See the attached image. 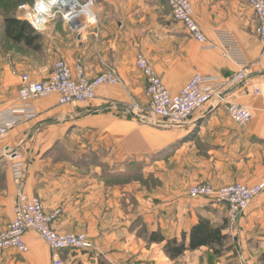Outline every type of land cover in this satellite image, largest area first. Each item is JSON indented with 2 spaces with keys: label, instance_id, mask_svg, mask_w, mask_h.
Wrapping results in <instances>:
<instances>
[{
  "label": "crops",
  "instance_id": "0c3cea01",
  "mask_svg": "<svg viewBox=\"0 0 264 264\" xmlns=\"http://www.w3.org/2000/svg\"><path fill=\"white\" fill-rule=\"evenodd\" d=\"M97 1L93 7L96 22L92 25L81 22L72 31L62 20L48 19L41 32L40 50L26 47L28 53L22 57L25 59L17 61L12 59L9 48L0 65V118L16 104L19 78L13 76V70L26 72L33 79H45L56 59L66 60L71 67L82 60L89 77L108 65L117 69L121 82L98 86L93 100L59 105L55 94L36 99L32 102L35 118L9 130L0 140V149L15 151L25 162V191L40 197L46 211L60 210L54 228L62 232L86 231L93 249L53 252L29 230L23 236L28 251H1L0 264H51L54 254H58L62 264H124L130 260L136 264H206L205 252L211 250L207 246L188 250L172 260L163 243L142 238L141 225L136 226V222L140 224L142 220L149 230L159 229L168 239L179 240L182 232L198 223V215L214 218L205 212L208 203H198L188 197L186 188L179 190V185L166 182L181 176L185 179L189 170H201L198 156L203 152L221 150L228 158L235 151L243 163L242 170L234 172L230 180L248 185L264 182V46L254 32L255 17L245 0H190L196 21L207 38V43H200L173 19L169 7L142 9L138 5L136 9L131 0ZM219 40L231 41L228 43L232 57L223 55ZM41 53L44 58L37 56ZM137 53L148 59L172 94L197 73L225 78L248 66L247 80L232 89L228 99L247 106L251 120L242 128L237 126L221 104L208 105L179 127L144 123L128 114L130 104L147 103L145 79L135 66ZM253 80L262 83V92L257 95L251 91ZM74 133L88 139L95 150H113L115 157L123 160L172 153L177 163H186L190 169L178 165L169 173L164 168L165 193L161 201L154 205L147 198L146 206L140 205L134 186L106 185L100 165H79L87 155H52L57 148L66 147L65 142ZM9 164V160L0 159V229L13 216L15 184ZM200 177L214 180V172ZM212 182L224 183L217 178ZM127 194L130 200L124 203ZM252 205L258 208L253 206L241 216L240 235L235 238L244 251L238 257H231V253L221 255L217 264H252L255 247L246 246L252 237L253 242L259 241L260 250L264 249V191ZM211 207L222 209L217 214L221 211L225 217L223 206Z\"/></svg>",
  "mask_w": 264,
  "mask_h": 264
},
{
  "label": "built area",
  "instance_id": "2783aa9c",
  "mask_svg": "<svg viewBox=\"0 0 264 264\" xmlns=\"http://www.w3.org/2000/svg\"><path fill=\"white\" fill-rule=\"evenodd\" d=\"M74 1V3H73ZM173 19L181 24L194 41L207 43L201 27H199L193 5L190 0H166ZM96 0H32V4L19 5L20 19L27 21L37 32H43L51 13H57L63 23L72 31H76L81 22L92 25L96 22L93 7ZM249 10L255 17V35L264 46V0H245ZM223 55L232 57L229 40H219ZM229 42V43H228ZM135 66L145 79L146 105L130 104L128 114H133L144 123H157L163 127H179L190 119L194 113L203 111L208 105H222L226 114L239 127L245 126L252 118L250 109L228 99V93L239 83L248 78V66L241 67L225 78L195 74L176 94H172L164 86L161 77L153 65L137 53ZM19 78L17 102L6 116L0 118V140L7 132L16 126L27 122L36 116L32 102L36 99L57 95V103H80L96 97V88L100 85L117 84L121 82L117 69L106 66L94 77H89L84 71L82 60L78 59L73 67L63 59L54 60L49 75L45 79H33L26 72H11ZM253 94L262 92L260 80L251 82ZM138 112H140L138 114ZM0 149V159L10 161L11 178L15 184L13 200V216L3 229H0V252L15 250L25 254L28 246L23 236L29 230L34 231L55 252L58 250L85 251L92 248V242L86 233L62 232L54 228V221L60 214L59 209L48 212L44 209L40 197L29 195L24 189L26 165L15 151ZM19 158V159H18ZM264 190V182L247 185L239 182L229 185L214 186L201 182L188 187L190 197L208 198L213 203L223 206L227 221L235 222L238 215L246 210L251 200ZM51 264H62L58 254L52 256ZM125 264H136L134 261Z\"/></svg>",
  "mask_w": 264,
  "mask_h": 264
},
{
  "label": "rangeland",
  "instance_id": "374dc122",
  "mask_svg": "<svg viewBox=\"0 0 264 264\" xmlns=\"http://www.w3.org/2000/svg\"><path fill=\"white\" fill-rule=\"evenodd\" d=\"M31 2L32 0H0V24L5 17H14V18L21 17L22 13L19 9V5L23 3L32 4ZM131 2H132L131 6L132 7L135 6L136 9H138L137 8L138 5H140L142 9L169 7L166 0H131ZM96 3H98V1ZM48 19L49 21L58 20V19L60 21L62 20L57 13L49 14ZM9 48L10 50H12V59H17V61L25 59L22 57H24L26 53H28V49L24 47L23 44L21 43L14 44L8 38H6L5 35L3 36L2 33H0V65L1 62L6 58L4 53L8 52ZM41 54L37 56L39 58H44L45 56ZM15 101L17 102V100ZM139 113L140 112H138V114ZM65 143H66L65 145L66 147L61 146L57 148L52 155H55V153L57 155H64L67 153L69 154L71 153L73 157L87 155L86 157L88 160L84 158L80 159L81 161L79 162L80 163L79 165L83 166L89 164V166H92V168H96L97 165H100V168H102L101 169L103 175L102 177L104 178L106 185L109 186L116 185V186H121V188L124 187L127 188L129 185L132 187L134 186L135 190L138 191L140 205L144 204L146 206L147 198L149 199L151 198L152 199L151 203L154 205L159 204V202L161 201L160 199L161 195L162 193H165V191L163 192L164 181H162L163 179L162 173L164 172V168L168 169L169 173H171V171H175L178 165L182 166L184 170L186 168L190 169V167H187L186 163H182V164L177 163L178 160L173 158L172 153L164 156H159V154L150 155V156H132V157H126L123 160V158L115 157L116 155L115 153L113 154L114 152L113 150H104L102 148L95 150L94 146L88 143V139L82 136L79 137V135L75 133L71 137H69ZM103 157L105 158L104 162H102ZM198 159H199L198 163L202 162L200 163L201 170H189L185 172V179L181 176L178 179H174V180L168 179L166 180V182L169 181L170 183L172 182L174 184L179 185V190L184 191L186 188L188 195V187L197 183L208 182L213 184L212 181H214L216 178L218 180L219 179L222 180V182H224L222 183L223 185H229L230 183L237 182V180L236 181L230 180V177L234 172L237 171L241 172L242 170L241 166L243 163L239 158V153L235 155V151H233V153L230 156H228V158L224 157V153L221 150L218 151L215 150V153L203 152L199 154ZM83 168L85 167L83 166ZM206 168H208L209 170H207ZM213 172H214V180H211L210 178L207 177L199 178L200 175L204 176V173L209 174ZM239 183L242 182L239 181ZM214 186H218V185L215 184ZM188 197L190 196L188 195ZM257 197H254L251 200V203L246 208V210H249V208L254 206L252 205V203ZM190 198L196 200L198 203L199 200L204 201V203L205 202L208 203V205L210 206L207 205L206 207H204L205 212L210 213L211 215H213L214 218L212 217L209 218L207 215H198V218L209 219L213 224L215 225L218 224L222 226L224 234L227 235V239L223 243V246L220 248L221 250L218 256L213 253L212 249L206 250L205 259H204L206 264H217L218 257H220L221 255L223 256L226 253H231L230 255L231 257H238V253L244 251V249L241 248L240 241L239 240L236 241L235 238L236 236L240 235V232L238 231L239 220L241 216L244 215L246 210L238 215V218L235 222L230 223L229 221H227L226 217H223V212L219 211V215L217 214L218 212L217 210H222V209H217V207L214 209L211 207V205L213 204L214 205H219V204L217 203L215 204L205 197H201V198L190 197ZM127 199L130 200V196L128 194L124 195L123 197L124 203L126 202L125 200ZM133 202H134V197H133ZM253 208H258V207L254 206ZM175 212L176 210H174V213ZM138 224L139 223L136 222V226ZM147 230H149L148 227ZM80 233H86L87 237H89L86 231H80ZM252 238L248 239L246 243V246L248 247L250 246L255 247V251L252 254L253 255L252 264H264L263 262L259 261V255L261 254L263 249L260 250V248L262 247L259 246V241L255 243L253 242ZM239 264H245V263L241 261Z\"/></svg>",
  "mask_w": 264,
  "mask_h": 264
},
{
  "label": "trees",
  "instance_id": "16d2710c",
  "mask_svg": "<svg viewBox=\"0 0 264 264\" xmlns=\"http://www.w3.org/2000/svg\"><path fill=\"white\" fill-rule=\"evenodd\" d=\"M0 33L8 38L14 44H23L31 50H40L43 36L37 32L25 20L14 17H5L0 24ZM139 234L150 243H163V249L172 260L188 250H196L207 246L212 249L217 256L220 254V248L227 239L223 228L220 225L213 224L209 219L200 218L198 223L193 225L188 232H182L178 240L176 237L168 239L158 230H147V227L140 222ZM259 261L264 263V249L259 255Z\"/></svg>",
  "mask_w": 264,
  "mask_h": 264
},
{
  "label": "water",
  "instance_id": "95a60500",
  "mask_svg": "<svg viewBox=\"0 0 264 264\" xmlns=\"http://www.w3.org/2000/svg\"><path fill=\"white\" fill-rule=\"evenodd\" d=\"M73 3H74V1H73Z\"/></svg>",
  "mask_w": 264,
  "mask_h": 264
}]
</instances>
